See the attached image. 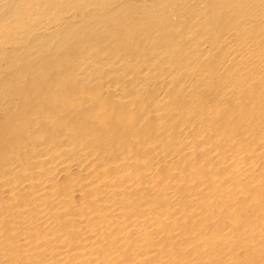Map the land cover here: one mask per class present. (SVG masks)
I'll use <instances>...</instances> for the list:
<instances>
[{
    "label": "bare ground",
    "instance_id": "1",
    "mask_svg": "<svg viewBox=\"0 0 264 264\" xmlns=\"http://www.w3.org/2000/svg\"><path fill=\"white\" fill-rule=\"evenodd\" d=\"M128 15V25L118 21ZM8 51L15 56L7 57ZM52 54L70 69L64 81L51 80V106L56 103L63 113L106 100L100 121H110V110L125 109L121 126L109 125L124 133L115 136L113 129L99 143L84 144L82 135L66 131L69 125L61 129L62 122L55 131L64 138L59 146L26 126L34 140L20 141L15 155L11 150L0 157V222L9 221L6 230L0 224V264H252V252L255 264L264 261V0H0V76L6 72L11 81V73L17 77L28 68L37 88L38 81L56 77L41 63ZM8 88L0 91V123L10 124L7 111L19 106L26 91ZM107 88L110 99L103 97ZM242 96L246 104L233 113L227 100ZM39 102L33 108L40 110ZM137 113L158 114L145 134L132 132L141 121ZM167 113L180 120L171 136L164 133ZM14 128L16 135L19 127ZM145 145L146 153H136ZM137 160L141 168L133 170ZM159 165L171 175L158 180ZM16 169L25 172L19 182L10 177ZM204 172L205 178L199 176ZM59 174L68 177L65 189ZM124 175L130 177L123 180ZM185 175L187 185L176 189ZM83 189L102 207L89 209L92 222L76 223L75 234L63 233L52 214L63 210L66 217L84 218V201L66 209L71 194ZM109 192L118 193L121 203L107 199ZM185 193L193 200L187 206ZM219 196L232 217L252 204L255 223L249 229L263 243L240 232L239 242L230 245L227 226L205 234L201 221L213 213L203 202ZM190 210L192 222L183 227ZM131 236L125 255L115 249L108 254ZM95 239L101 240V252L93 249Z\"/></svg>",
    "mask_w": 264,
    "mask_h": 264
},
{
    "label": "rangeland",
    "instance_id": "2",
    "mask_svg": "<svg viewBox=\"0 0 264 264\" xmlns=\"http://www.w3.org/2000/svg\"><path fill=\"white\" fill-rule=\"evenodd\" d=\"M118 21L125 22V23L129 21L126 24V25H128L130 23L129 15H128V17L124 16V18H119ZM121 24L120 25H114L115 30L120 29ZM158 39H154V42H156V40H158ZM70 51L72 52V50H70ZM5 54L9 58L15 56V54L13 52H12V55H11V53L9 51L5 52ZM52 55H49L51 58L48 56L51 60H49L48 57H45L47 60L45 61L43 59L44 62L42 60L41 63H44L43 66L45 67L46 72L51 73V74L52 73L53 74L57 73L55 75L56 77L50 76V78L47 79L46 81H38L37 84H39L38 85L39 87L37 86V88L36 87H32V85H31V82H30L31 81L30 80L31 79L30 78L31 74L28 73V71H27L28 68H27L26 71L23 72V74L17 75V77L15 76V72H14V75L11 73V75H9L12 78L11 81H7L6 80V78H5L6 72L3 73L0 76V84L2 83L0 85V91H2L3 89L5 90V86H9V88L7 90H9L10 92H13L14 94L19 93V92L22 93V91H26L25 96L23 97V99H21L22 101L19 100L18 101L19 103H17V105H19V106H17L15 109H8V111H7L8 112L7 118L8 119L10 118V121L12 123H10V124H8L7 122L0 123V157H2V158H5L6 155H7L6 152H9L11 150H13L11 154L15 155L16 154L15 146L17 145L18 142L23 141L24 145H29L34 140L33 137H31L29 134L25 133L26 132L25 130L28 127H31L32 129H36V130H38L40 132L42 131L44 139L53 138L54 139V143L59 144V146H62L64 138L63 137H56L57 134L55 135V131H56L57 128L61 127V124H63L62 122H64L66 125L63 124L61 129H66L65 127L67 125H69V126L71 125L72 128H71V126L70 127L67 126V129H68V130L66 129L67 132L71 131L72 135L73 134L74 135H79V136L82 135L81 137H84V140H83L84 144H87L89 141H90L91 144H96V142L99 143L101 141V139H106V136L111 135L112 134L111 131L114 128H112V126H109V125H114L116 123L119 126V124H122V121H121L122 118L121 117H122L123 114H126L128 112V111H125V109H122V108L110 110V112L107 115L108 116L107 119H108V121L109 120L110 121L109 122L100 121V118L98 116V112H100V110L103 111L104 109L108 110L106 103H104V102H106V100L104 102H100L98 100L97 101H92L90 103V105H86L85 104V106L82 107L81 111H76V110H72V109H69V108H68L69 110L66 109L68 112L66 110H63V113H62V111L61 112L57 111L58 109H57V107L55 108V105H56L55 102H54L55 105L53 103L54 106H51L52 102H53V99H52L53 97H51L50 95L48 96V94H51V93L54 94V92L51 90V87H49V86H51V80L55 81L54 80L55 78L59 79L61 77L65 78L64 77L65 75L68 76L67 73H68V69H70L69 68L70 64L68 66L67 63L63 62L64 59L60 60L61 56L59 54L58 55L55 54L56 57H55V59L53 61L52 60L53 59ZM55 55H53V56H55ZM23 56H24V59H25L24 63L25 64L28 63V61H27L29 59V57H27L28 55L26 53H23ZM49 61H51L50 66H47V63ZM58 61L61 64L63 63V65H61L60 63L58 65V63H57ZM57 65L59 66V69H58ZM4 78H5V80H2ZM16 78H17V80H16ZM62 78L59 79V80L64 81ZM213 81L215 82V80H213ZM26 83H28V84H26ZM97 84L98 85L100 84L99 81H97L96 83H93L92 85H97ZM26 85H27V87H26ZM29 85H31V87H29ZM26 88H28V89L25 90ZM84 88L87 89L88 86H87V88H86V86H84ZM172 89L173 88H171V90ZM36 92H37V96H36ZM38 92H39V94H38ZM49 92H51V93H49ZM43 93H45V95H47L48 99L44 98V96H42V98L44 100L39 97V95H41ZM111 96H112L111 95V91L108 90V88H107V90H105V94H104L103 97L105 99H110ZM19 98H21V95H20ZM0 99H1V97H0ZM46 99L49 100L48 101L49 103L51 102L50 105H49V103L47 102ZM50 99H52V100H50ZM39 100H40V102L38 104L40 105L39 106L40 110H38V108H37L38 105L33 108V106L35 104H37V102ZM139 100L142 101V99H139ZM171 100H172V96L170 98L168 96V99L166 101L167 102H171ZM4 101L5 100H2L1 103L4 102ZM95 102H97V103L95 104ZM142 102L145 103L147 101L145 99H143ZM227 102H229V104H228L229 109L234 113L235 111L238 110L239 107H243L246 104V98L244 96H242V97H239L238 99H236L234 101H228L227 100ZM101 105H103V109H102ZM105 105H106V107H105ZM95 106H96V108H95ZM27 107L30 110V112H29L28 109H26ZM55 109H57V110H55ZM19 110H21V112H19V114H18ZM37 110H38V112H36ZM43 110H45L44 111L45 114H44V112H42ZM54 110H55L56 113L54 112ZM70 110H72V111L69 112ZM106 110H104V111L106 112ZM57 112L62 113V115L58 114ZM64 112H66V113L64 114ZM23 113H27V114H23ZM51 113H54L55 115L51 114ZM161 113H166V112L163 110V111H161ZM37 114L39 116L38 118L36 116ZM48 114L51 115V116H49ZM56 114L59 115L60 117L58 118V116ZM67 114H68V116H67ZM18 115H20V116H18ZM41 115H43V117H41ZM157 115H158L157 113H152V114H149V115L144 117L143 114L137 113V116H138V118H141L140 119L141 121H139V123L136 122L134 124L135 126L132 129V132L134 134H145L146 133L145 131H147V129L149 128V124L151 123V121L153 119H155V117H157ZM56 116H57V118H56ZM252 116H254V115H252ZM43 118H45V119H43ZM52 118L54 120H52ZM114 118H115V120H114V123H113V121H111V119L113 120ZM2 119H5V117L1 118L0 120L2 121ZM119 121H121V123ZM13 122H15V123H13ZM20 123L24 127V128H22L23 131L20 129V127H22L20 125ZM26 123L27 124L29 123V125H27ZM164 124H165L164 125V131H165L164 133H166V135L171 136V135L175 134L177 132V130L179 129L178 125L180 124V120H179L178 115H174L173 113L165 114L164 115ZM104 125H105V127H104ZM14 126L15 127H19V129H20V130L18 129L19 133H17L16 135L12 133V132H15L14 129H16V128H14ZM26 126H27V128H26ZM63 126H65V127H63ZM38 128H40L41 130L38 129ZM79 128H81V129H79ZM115 131L116 130L114 129L113 133ZM73 132H75V133H73ZM121 133H124V131L121 132ZM121 133H120V131H116V133L113 134V135L118 136ZM169 136H167V137H169ZM162 144H163V146H166L167 145V140L163 139L162 140ZM63 148L64 147H61V149H63ZM147 150H148L147 146L145 145L143 148H141L138 151H136V153H142V152L146 153ZM1 154H2V156H1ZM2 158H0V160ZM175 161H176L175 162V166H177V163L179 161L178 160H175ZM140 164H141L140 161H138V160L134 161L131 164V168L133 170H135V169L139 170V168H141ZM173 171H177V170L174 169ZM46 172L47 171L45 169H43L41 171L42 174L46 173ZM6 173L3 172V177H5V178H7L9 176ZM156 175H157V179L158 180H162L163 178H165V177L167 178L171 174H170V171L165 168V166L163 167L162 165L161 166L159 165L157 167V169H155V176ZM199 176H201L202 178H205L207 175H205V172H204V174L201 173V175H199ZM10 177L12 178V180H15L16 182H19L25 177V172H23L22 170L16 169L13 173H11ZM124 177L125 178L123 180H125L127 177H130V176L124 175ZM161 177H162V179H161ZM186 178H187V176L185 175L183 177V179H186ZM57 179H58L59 187L61 189H65L68 186V177H67L66 174L65 175L64 174L63 175L59 174L57 176ZM187 182H188L187 179L182 181V182H180L176 186V189H183L187 185ZM98 189H101V191L105 190V192H106V188H104L103 185L98 186ZM124 191L128 193V192L131 191V188H129V189L127 188ZM105 194H106V198L107 199L113 200V201H115L117 203L118 202L121 203L120 195L118 193L109 192V193H105ZM3 196H4V194L0 190V202L3 201V199H4ZM144 196L148 197L149 194L145 193ZM215 199H216V202L215 201L208 202L206 200L203 202V205L204 206H208L209 209L211 210V212L213 213V215H212L213 218L210 217L208 219H203L201 221V229H203L205 234H206V231H207V234H208L209 231H215V230H218L221 226L222 227L223 226H227V231H228V234H229L227 239H228V242H229L230 245H234V244L239 242V240H240V237H239L240 232L242 233L243 237L246 240H248V241L258 240V235H257V232L255 231V229L253 227L251 229H249V227H251L255 223L254 219L252 218V210H253L252 207H251L252 204H247L246 203L245 209L244 210H240L239 212L236 213V215L234 217H232V215H230L229 209H227L226 206L220 202L221 197L219 196V198L216 197ZM69 201L70 202L68 203V206H67L66 209H70L71 211L75 210V208L77 206H79L78 204L82 203L83 201L86 203L83 206V210H82V213H81L84 218H80L77 215H72V214H70L69 217L68 216L66 217V215H65L63 210H59L58 212H56V211L53 212L52 216L55 217V219L56 218L59 219L60 222H59L58 229L60 231H62L63 233H68V234L69 233L75 234L76 233V229H75L74 225L76 223H79V222L83 223L84 221L92 222L91 216L88 213L89 209H94V207L100 208V207H102V203L101 202H97L96 200H93V199H89L88 198V189H83L82 191L73 192L71 194L70 198H69ZM183 202H184V204L186 206L192 204V202H193L192 197L188 196L187 193H185L184 196H183ZM192 213H193V210H190L188 216L185 218L184 221H182L181 225L183 227L188 226L192 222V220H191ZM262 223L263 222L261 221V224ZM0 224H2L3 225L2 226L3 229L6 230L8 224H9V221H8L7 218H4V219H1ZM246 227H248L247 231H245ZM12 231L13 230L9 231L10 235L12 234ZM13 235H11V236H13ZM258 241L263 243L262 240H258ZM133 242H134V236H131V238L127 239V243L125 245H122V246H117V245H115L114 242H111V244H114L115 246H114V248L108 249V254L111 253L113 249H115L116 254L118 256H123L132 247ZM93 249L95 251L101 252L102 249H101V240L100 239H95V243L93 244ZM247 257H249V259H250L252 264L256 263V262H254L257 259L256 255H255V252H252V253L248 254ZM85 264H94V263H92L89 260H87V262H85ZM261 264H264V261Z\"/></svg>",
    "mask_w": 264,
    "mask_h": 264
}]
</instances>
